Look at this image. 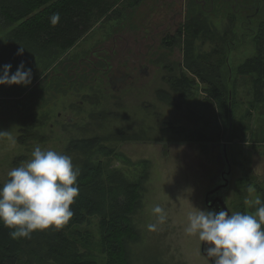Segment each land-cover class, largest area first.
Segmentation results:
<instances>
[{"label":"rangeland","instance_id":"1","mask_svg":"<svg viewBox=\"0 0 264 264\" xmlns=\"http://www.w3.org/2000/svg\"><path fill=\"white\" fill-rule=\"evenodd\" d=\"M193 12H200L195 19L204 25L195 42L196 55L229 45L228 67L235 70L256 53L252 33L264 20V0H143L110 18L96 11L80 42L47 70L40 64L28 67L37 75L30 96L8 95L24 85H0V132L6 133L0 134V187L10 179V170L32 159L36 146L70 156L74 168L87 159L103 160L143 183V207L135 217L139 239L131 244V264H212L201 251L198 235L185 232L188 215L207 210L205 193L221 182L224 142L232 166L226 193L231 212L254 214L259 207L255 198L264 201V104L247 115L253 83L234 74L235 121L248 123L254 138L214 144L187 139L188 132L195 131L216 139L212 128L218 114L199 78L185 96L169 82L183 73L195 75L186 65L183 38L175 35ZM170 34L177 38L173 47L163 40ZM229 68L223 66L221 73L227 75ZM22 100L25 104L20 105ZM14 106L18 109L9 111ZM21 111H27V123L20 122ZM170 124L185 131L165 130ZM96 136L115 148V154L68 149L73 140ZM156 206L166 212L163 223L152 211ZM98 221L94 218L82 229L92 231L93 252L103 262ZM149 224H155V230H149Z\"/></svg>","mask_w":264,"mask_h":264},{"label":"trees","instance_id":"2","mask_svg":"<svg viewBox=\"0 0 264 264\" xmlns=\"http://www.w3.org/2000/svg\"><path fill=\"white\" fill-rule=\"evenodd\" d=\"M142 1L0 0V67L11 64L12 69H15L24 62L26 68L40 64L45 71L57 58L80 42L91 28L92 16L96 11L99 12L96 15L108 14L107 17L110 18L112 15H122L123 10L133 8ZM54 13L60 15L55 26L50 21ZM199 13L193 12L192 17L175 34L184 40L186 65L195 75L191 77L183 73L181 77L172 76L169 82L182 96L190 93L189 90L197 85V78L206 84L205 89L218 108L212 128L216 139L207 137L202 131L188 132L187 139L211 144L220 140L250 142L254 138L252 127L243 121H235L234 96L237 92V78H231L236 74L250 79L253 83V98L249 101L247 115L264 104V20L259 24L258 31L252 33L256 53L234 70L228 67L229 45L217 47L207 55L195 54V42L204 30V25L195 19ZM251 20L252 18L249 19ZM175 35L164 37V43L175 46ZM21 47H24V52L17 55ZM46 57H53L54 60L43 61ZM37 58L39 62L35 61ZM223 66L229 68L227 75L221 73ZM36 79L37 75L33 76L30 85L12 90L8 95H15L17 98L30 96ZM28 88L30 90L26 93ZM22 101L20 105L25 104ZM12 109L18 107H11L9 111ZM26 112H19V118H22L20 122L27 123L23 120L28 116ZM168 126L165 130L180 134L185 131L181 126ZM25 140L24 136H20L22 143ZM68 149L83 153L97 152L103 156H112L116 152L115 148L101 143L98 136L73 140ZM78 169L79 195L70 206L73 216L65 225L60 228L53 226L45 230H35L30 238L13 239L9 233L14 229L5 227L0 221V264H131V244L139 239L135 217L143 207V183L138 179L130 180L123 171L113 168L103 160L94 162L92 158L87 159ZM94 218L99 220L98 247L105 256L103 262L93 252L92 231L82 229L85 224L90 225ZM152 264L161 263L156 261Z\"/></svg>","mask_w":264,"mask_h":264},{"label":"clouds","instance_id":"3","mask_svg":"<svg viewBox=\"0 0 264 264\" xmlns=\"http://www.w3.org/2000/svg\"><path fill=\"white\" fill-rule=\"evenodd\" d=\"M59 19V13H54L51 24L55 26ZM23 52L21 47L17 55ZM11 69V64L0 67V85L31 84L32 70H25L24 62L14 73ZM8 176L10 179L0 187V221L14 229L9 233L13 239L30 238L35 230L60 228L73 216L70 206L79 195V169L74 168L70 156L36 146L32 159L10 170ZM254 204L259 206L254 214L229 215L226 210L201 209L191 212L185 232L208 243L206 255L214 258L212 264H264V201L256 197ZM152 211L159 223L166 221L162 207ZM148 228L155 230L156 225L149 224Z\"/></svg>","mask_w":264,"mask_h":264},{"label":"water","instance_id":"4","mask_svg":"<svg viewBox=\"0 0 264 264\" xmlns=\"http://www.w3.org/2000/svg\"><path fill=\"white\" fill-rule=\"evenodd\" d=\"M223 145V156L225 160L224 169H222V179L220 178L221 183L217 184L215 182L214 185L210 187V189L205 193V205L207 207V210L210 211H220V210H226L229 212V215L232 213L226 199V193L230 186V179L232 175V166L231 161L228 155L227 150V143H222ZM206 242H202V253L207 256L206 254ZM208 257V256H207ZM214 258H210V261L212 262Z\"/></svg>","mask_w":264,"mask_h":264},{"label":"flooded vegetation","instance_id":"5","mask_svg":"<svg viewBox=\"0 0 264 264\" xmlns=\"http://www.w3.org/2000/svg\"><path fill=\"white\" fill-rule=\"evenodd\" d=\"M243 6H245V7H247L245 4L243 5ZM202 7H204V3H202ZM259 9H256L255 11H254V13L255 12H257ZM165 37V36H164ZM222 173V172H221ZM221 173H220V178H221V180H223L222 179V176H221ZM221 183V182H220ZM217 184H219V182L217 183ZM206 247H208V243L206 242ZM207 249V248H206Z\"/></svg>","mask_w":264,"mask_h":264}]
</instances>
